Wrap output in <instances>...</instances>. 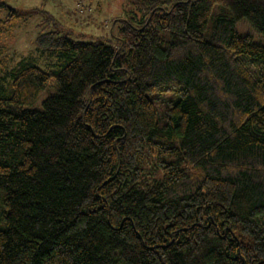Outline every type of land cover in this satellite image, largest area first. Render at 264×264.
<instances>
[{"label":"trees","instance_id":"trees-1","mask_svg":"<svg viewBox=\"0 0 264 264\" xmlns=\"http://www.w3.org/2000/svg\"><path fill=\"white\" fill-rule=\"evenodd\" d=\"M127 8L115 46L50 16L43 67L0 1V264H264V0Z\"/></svg>","mask_w":264,"mask_h":264},{"label":"rangeland","instance_id":"rangeland-1","mask_svg":"<svg viewBox=\"0 0 264 264\" xmlns=\"http://www.w3.org/2000/svg\"><path fill=\"white\" fill-rule=\"evenodd\" d=\"M22 13L21 21L2 36L5 54L17 57L32 52L41 66L47 59L35 51V37L41 27L52 28V18L58 20V30L73 40L102 41L115 46L119 22L115 20L126 14L127 0H0ZM80 5V6H78ZM237 33L251 36L255 43H264L263 35L244 18L235 24ZM35 51V52H34ZM54 64L55 59H50ZM1 75V72H0ZM53 84L39 93L36 101L53 91Z\"/></svg>","mask_w":264,"mask_h":264}]
</instances>
